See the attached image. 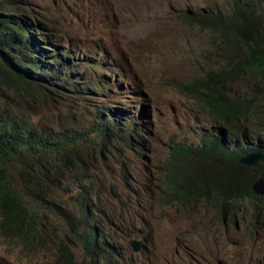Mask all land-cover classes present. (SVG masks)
I'll return each instance as SVG.
<instances>
[{
    "label": "trees",
    "instance_id": "trees-1",
    "mask_svg": "<svg viewBox=\"0 0 264 264\" xmlns=\"http://www.w3.org/2000/svg\"><path fill=\"white\" fill-rule=\"evenodd\" d=\"M186 19L220 40L227 68L190 86L212 123L198 133L200 144L173 149L155 165L146 155L147 107L94 99L122 95L123 89L109 77L98 80L92 63H85L91 59L61 43L52 21L29 0H0L2 240L41 251L52 214L74 241L55 244L52 264H134L126 247L136 231L127 218L144 219L148 204L184 215L205 211L210 228H237L247 212L254 233L264 226V196L253 191V183L264 179V162L255 169L243 162L264 153V0H234L200 20ZM31 92L75 106L73 125L56 129L33 120L12 98ZM112 201L118 212L103 207Z\"/></svg>",
    "mask_w": 264,
    "mask_h": 264
},
{
    "label": "rangeland",
    "instance_id": "rangeland-1",
    "mask_svg": "<svg viewBox=\"0 0 264 264\" xmlns=\"http://www.w3.org/2000/svg\"><path fill=\"white\" fill-rule=\"evenodd\" d=\"M29 1L52 21L61 43L74 55L91 59L85 63H92L98 80L109 77L123 89L122 95L99 94L94 99L105 101L103 97L108 96V102L116 107H147L149 115L143 125L151 139L146 138V155L155 165L163 164L173 149L200 144L197 133L209 130L211 120L190 86L209 72L227 68V64L220 40H213L210 30L190 24L186 17L200 20L234 0ZM95 89L93 82L91 90ZM12 98L33 120L48 127L74 123L73 105L48 102L36 92ZM90 103L101 106L100 101ZM90 103L84 105L89 107ZM109 103L104 104L107 107ZM90 118L89 113L82 117L84 121ZM137 175L146 177L145 166L138 168ZM103 207L109 213L118 212L113 201ZM48 215L49 240L41 251H28L0 238V256L5 264H52L56 243L74 246L65 222ZM143 216L127 218L129 227L136 231L126 247L134 264H264V226L254 233L250 212L242 217L238 229L227 231L210 228L205 211L184 215L148 204ZM133 240H141L145 247L135 251L130 243Z\"/></svg>",
    "mask_w": 264,
    "mask_h": 264
},
{
    "label": "water",
    "instance_id": "water-1",
    "mask_svg": "<svg viewBox=\"0 0 264 264\" xmlns=\"http://www.w3.org/2000/svg\"><path fill=\"white\" fill-rule=\"evenodd\" d=\"M258 161L264 162V154H258L254 156H249L244 159L243 162L247 163L249 166L254 167ZM253 190L256 195L264 196V179H259L253 184ZM135 251L141 249V243L137 240L131 242Z\"/></svg>",
    "mask_w": 264,
    "mask_h": 264
},
{
    "label": "clouds",
    "instance_id": "clouds-1",
    "mask_svg": "<svg viewBox=\"0 0 264 264\" xmlns=\"http://www.w3.org/2000/svg\"><path fill=\"white\" fill-rule=\"evenodd\" d=\"M202 108L204 109L203 106H202ZM205 114L207 115L206 111H205ZM211 124H212V123H211ZM210 128H211V127H210ZM200 132H201V130H200ZM198 133H199V132H198ZM198 133H197V134H198ZM198 136H199V135H198ZM190 146H191V145H190ZM197 146H198V145H197ZM258 154H264V153H253V154H249L246 158H248L249 156H254V155H258ZM246 158H244V159H246ZM244 159H243V160H244ZM259 162H261V161H258L257 163H259ZM244 163H245V162H244ZM262 163H263V162H262ZM245 164H247V163H245ZM247 165H248V164H247ZM256 165H257V164H256ZM256 165H255L254 167H252V166H250V167L255 169ZM248 166H249V165H248ZM259 179H263V178H259ZM259 179H258V180H259ZM256 181H257V180H256ZM256 181H255V182H256ZM255 182H254V183H255ZM254 183H253V184H254ZM253 191H254V190H253ZM257 196H260V195H257ZM158 207H161V206H158ZM161 208H165V209H167L168 207H161ZM171 209H172V208H171ZM174 210H175V209H174ZM241 219H242V218H241ZM240 222H241V220H240ZM240 224H241V223H239L237 229L240 227ZM133 241H134V240H133ZM137 241H139V242L141 243V249L145 247V246L142 244L141 240H137ZM131 242H132V241H131ZM131 242H130V243H131Z\"/></svg>",
    "mask_w": 264,
    "mask_h": 264
},
{
    "label": "bare ground",
    "instance_id": "bare-ground-1",
    "mask_svg": "<svg viewBox=\"0 0 264 264\" xmlns=\"http://www.w3.org/2000/svg\"><path fill=\"white\" fill-rule=\"evenodd\" d=\"M8 52V51H7ZM187 89V88H186ZM96 91V90H95ZM205 147V146H204ZM109 165V164H108ZM116 178V177H115ZM111 180V179H110ZM109 183V182H108ZM105 185H106V183H105ZM110 185V184H109ZM117 186V185H116ZM120 211V210H119ZM249 214V213H248ZM242 219H244V218H242ZM243 223V222H242ZM238 226V225H237ZM247 226V225H246ZM236 227V226H235ZM222 231V230H221Z\"/></svg>",
    "mask_w": 264,
    "mask_h": 264
}]
</instances>
